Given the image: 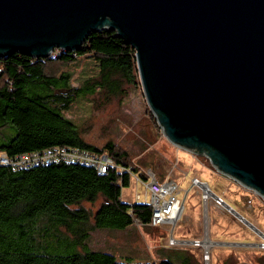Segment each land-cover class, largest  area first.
I'll return each mask as SVG.
<instances>
[{
	"label": "water",
	"instance_id": "water-1",
	"mask_svg": "<svg viewBox=\"0 0 264 264\" xmlns=\"http://www.w3.org/2000/svg\"><path fill=\"white\" fill-rule=\"evenodd\" d=\"M102 30L135 49L164 136L264 199V0H0V60L74 53Z\"/></svg>",
	"mask_w": 264,
	"mask_h": 264
},
{
	"label": "trees",
	"instance_id": "trees-1",
	"mask_svg": "<svg viewBox=\"0 0 264 264\" xmlns=\"http://www.w3.org/2000/svg\"><path fill=\"white\" fill-rule=\"evenodd\" d=\"M87 56L96 59L100 73L74 87L66 70ZM137 86L136 51L116 32L92 33L74 53L44 59L13 54L0 60V155L71 147L108 151L116 164L104 174L72 163L16 171L0 165V264H135L119 262L113 253L81 250L79 239L96 230L124 231L136 222L151 227L152 207L122 201L133 176L145 183L150 178L118 144H88L64 113L98 93L108 102L125 98ZM194 263L190 255L173 253L154 264Z\"/></svg>",
	"mask_w": 264,
	"mask_h": 264
},
{
	"label": "rangeland",
	"instance_id": "rangeland-1",
	"mask_svg": "<svg viewBox=\"0 0 264 264\" xmlns=\"http://www.w3.org/2000/svg\"><path fill=\"white\" fill-rule=\"evenodd\" d=\"M58 53L60 50H55L51 57ZM66 72L71 75V85L80 87L99 75L100 66L93 56H87ZM64 117L79 128L88 144L103 148L114 142L128 152L133 162L148 176L151 174L160 182L175 180L180 190L179 197L186 201L183 216L176 227L172 224L142 227L136 222L124 231L96 230L79 239L81 250L113 253L119 262L131 260L135 264H154L173 253L190 255L195 260L194 264H264V238L259 232L225 207L217 206L214 200L206 205L202 191L192 188V181L198 178L208 184L214 194L223 198L263 234L264 199L220 174L207 157L173 145L151 113L141 84L131 87L125 98L111 102L102 93L79 100L69 112L64 113ZM2 142L0 139V144ZM136 194L142 196L140 202L145 204L147 189L133 177L131 187L122 192V201L133 204ZM147 203H150L149 194ZM86 206L90 207L89 204ZM173 233L175 239L206 238L214 245L210 261H203V249L173 246L170 241Z\"/></svg>",
	"mask_w": 264,
	"mask_h": 264
},
{
	"label": "built area",
	"instance_id": "built-area-1",
	"mask_svg": "<svg viewBox=\"0 0 264 264\" xmlns=\"http://www.w3.org/2000/svg\"><path fill=\"white\" fill-rule=\"evenodd\" d=\"M45 163L81 164L98 170L100 174H104L109 168L116 166L108 151L96 153L71 147H54L44 152L28 153L15 158H9L7 155H0V165L10 166L14 171L20 168L27 169L45 166ZM118 169L121 172L124 171V168L120 167ZM133 177L147 189L144 203L149 204L153 209L150 226L161 227L172 224L176 227L177 222L183 216L186 201H182L179 197L180 190L175 180L168 179L165 182H159L155 176L149 174L150 179L145 183L142 182L139 177ZM195 187L202 191L203 200L206 205L212 199L217 206L225 207L226 202L223 198L214 194L208 184H204L200 179L194 178L192 181V188ZM148 194L150 195V203H147ZM135 200L136 202H140L142 196L136 194ZM170 241L173 246L177 245L185 248L203 249V261L207 262L211 259L210 251L214 245L212 246L206 238L195 240L175 239L173 233Z\"/></svg>",
	"mask_w": 264,
	"mask_h": 264
},
{
	"label": "bare ground",
	"instance_id": "bare-ground-1",
	"mask_svg": "<svg viewBox=\"0 0 264 264\" xmlns=\"http://www.w3.org/2000/svg\"><path fill=\"white\" fill-rule=\"evenodd\" d=\"M60 52H63V51H60ZM52 164H60V163H45V166L48 167V166H51ZM231 213L234 214L233 212H231Z\"/></svg>",
	"mask_w": 264,
	"mask_h": 264
}]
</instances>
